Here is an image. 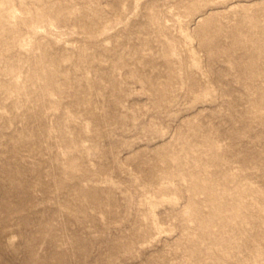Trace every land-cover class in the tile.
<instances>
[{
  "label": "rangeland",
  "instance_id": "374dc122",
  "mask_svg": "<svg viewBox=\"0 0 264 264\" xmlns=\"http://www.w3.org/2000/svg\"><path fill=\"white\" fill-rule=\"evenodd\" d=\"M0 264H264V0H0Z\"/></svg>",
  "mask_w": 264,
  "mask_h": 264
}]
</instances>
